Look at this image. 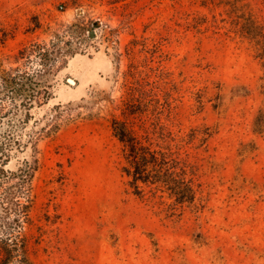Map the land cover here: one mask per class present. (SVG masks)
I'll return each mask as SVG.
<instances>
[{
    "label": "rangeland",
    "instance_id": "rangeland-1",
    "mask_svg": "<svg viewBox=\"0 0 264 264\" xmlns=\"http://www.w3.org/2000/svg\"><path fill=\"white\" fill-rule=\"evenodd\" d=\"M113 119L193 202L136 194ZM6 233L33 264H264V0H0Z\"/></svg>",
    "mask_w": 264,
    "mask_h": 264
},
{
    "label": "trees",
    "instance_id": "trees-1",
    "mask_svg": "<svg viewBox=\"0 0 264 264\" xmlns=\"http://www.w3.org/2000/svg\"><path fill=\"white\" fill-rule=\"evenodd\" d=\"M21 80L20 78L12 79L11 82H7L6 88L19 96L25 95L28 100H31L35 97L36 90L32 83H23ZM136 92L137 90H134V96ZM29 106L30 108L33 106L32 101H29ZM126 113L127 115L135 114V109H128ZM112 129L123 146L127 162L124 173L131 178L130 184L137 195L143 192L140 184L159 185L170 190L172 195L176 196L178 204L194 201L192 184L175 173L174 167L165 155L153 149L152 145L144 143L126 121L113 119ZM0 264H33L24 236L14 233L0 235Z\"/></svg>",
    "mask_w": 264,
    "mask_h": 264
}]
</instances>
